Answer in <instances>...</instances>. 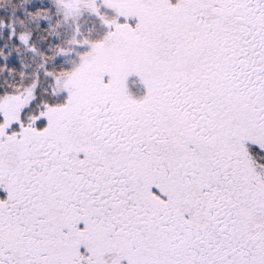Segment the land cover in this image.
Listing matches in <instances>:
<instances>
[{
  "label": "snow or ice",
  "instance_id": "6c2138e0",
  "mask_svg": "<svg viewBox=\"0 0 264 264\" xmlns=\"http://www.w3.org/2000/svg\"><path fill=\"white\" fill-rule=\"evenodd\" d=\"M0 264H264V0H0Z\"/></svg>",
  "mask_w": 264,
  "mask_h": 264
}]
</instances>
